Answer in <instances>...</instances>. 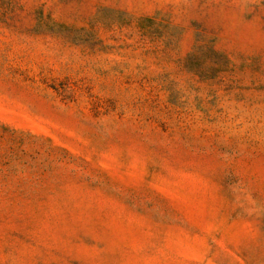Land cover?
I'll return each mask as SVG.
<instances>
[{
	"label": "rangeland",
	"instance_id": "374dc122",
	"mask_svg": "<svg viewBox=\"0 0 264 264\" xmlns=\"http://www.w3.org/2000/svg\"><path fill=\"white\" fill-rule=\"evenodd\" d=\"M0 264H264V0H0Z\"/></svg>",
	"mask_w": 264,
	"mask_h": 264
}]
</instances>
